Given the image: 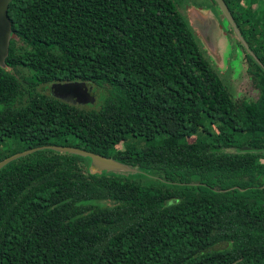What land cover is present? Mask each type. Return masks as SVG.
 I'll list each match as a JSON object with an SVG mask.
<instances>
[{
    "label": "trees",
    "instance_id": "trees-1",
    "mask_svg": "<svg viewBox=\"0 0 264 264\" xmlns=\"http://www.w3.org/2000/svg\"><path fill=\"white\" fill-rule=\"evenodd\" d=\"M223 2L254 101L172 0L10 1L0 161L39 149L0 168V264H264V18ZM57 83L98 102L44 92Z\"/></svg>",
    "mask_w": 264,
    "mask_h": 264
},
{
    "label": "rangeland",
    "instance_id": "rangeland-1",
    "mask_svg": "<svg viewBox=\"0 0 264 264\" xmlns=\"http://www.w3.org/2000/svg\"><path fill=\"white\" fill-rule=\"evenodd\" d=\"M175 8L185 16L196 38L201 55L218 71L224 85L233 97L245 93L248 101L257 100L256 93L247 91L244 78L246 65L244 64L242 43L234 32L231 24L220 13L212 0H172ZM251 10L257 9V20L264 18V0H254ZM235 28V27H234ZM236 30V29H235ZM95 105L98 102V90L91 88ZM49 93V88L44 89ZM185 143V140H181ZM91 166V165H90ZM99 166L104 167V164Z\"/></svg>",
    "mask_w": 264,
    "mask_h": 264
},
{
    "label": "water",
    "instance_id": "water-1",
    "mask_svg": "<svg viewBox=\"0 0 264 264\" xmlns=\"http://www.w3.org/2000/svg\"><path fill=\"white\" fill-rule=\"evenodd\" d=\"M11 0H0V67L3 65V61L7 55V45L8 39L10 35V24L7 19V8L8 4ZM218 7L220 13L228 20L231 24L234 32H236L234 28V24L232 23L229 12L223 2V0H213ZM237 34V32H236ZM90 88L84 83H64V84H51L49 86V93L52 97L62 100L63 102L70 105H85V104H93L94 98L90 94ZM52 150L60 151V152H68L72 154H76L79 156L87 157L90 159V172H100L102 170H121L123 167L115 164L110 159H103L94 154L84 152L82 150L76 148H68V147H59V146H48ZM39 149H31L28 151L19 152L13 154L12 156L0 161V168L8 163L9 161L16 159L20 156L26 155L27 153ZM246 148H242L244 150ZM100 164H104V167L99 166Z\"/></svg>",
    "mask_w": 264,
    "mask_h": 264
},
{
    "label": "flooded vegetation",
    "instance_id": "flooded-vegetation-1",
    "mask_svg": "<svg viewBox=\"0 0 264 264\" xmlns=\"http://www.w3.org/2000/svg\"><path fill=\"white\" fill-rule=\"evenodd\" d=\"M89 87V86H88ZM90 88V87H89ZM91 89V88H90ZM90 94H92V92L90 91Z\"/></svg>",
    "mask_w": 264,
    "mask_h": 264
}]
</instances>
